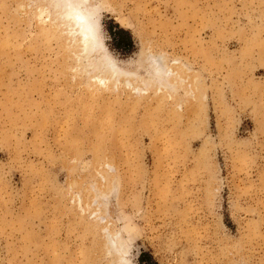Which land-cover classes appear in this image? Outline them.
Returning a JSON list of instances; mask_svg holds the SVG:
<instances>
[{
	"label": "rangeland",
	"instance_id": "374dc122",
	"mask_svg": "<svg viewBox=\"0 0 264 264\" xmlns=\"http://www.w3.org/2000/svg\"><path fill=\"white\" fill-rule=\"evenodd\" d=\"M41 1L0 0V264H264V0H90L101 86Z\"/></svg>",
	"mask_w": 264,
	"mask_h": 264
},
{
	"label": "bare ground",
	"instance_id": "6f19581e",
	"mask_svg": "<svg viewBox=\"0 0 264 264\" xmlns=\"http://www.w3.org/2000/svg\"><path fill=\"white\" fill-rule=\"evenodd\" d=\"M41 2L43 3L38 6V15L42 17L44 14V16L48 17L46 19H48L49 22L54 21L55 24L61 27L68 42H72L74 44V48H76L75 55L78 60L85 59L88 62H93L92 65H94L93 68L96 72L92 74L91 78H93L92 80H94L95 85H106L108 82L116 84L123 80L121 79L120 81L122 75L125 77V84H133L130 80L132 73L124 71L121 75L112 58L107 56L104 52H101L103 45L99 34L100 24H98L99 21H97L98 17L96 18V8L93 4H91L90 0H42ZM50 10L52 12H50ZM101 55H104L106 59H98ZM163 73L164 69L161 66L156 67L155 77L153 76V78L161 79L163 77ZM114 236L117 237V234H112L109 237V243L107 244L110 248L111 246L114 248V244H112ZM118 245L121 244L118 242ZM120 250L123 249L120 247ZM122 252L123 253L118 254L120 255L119 259L123 262V255L126 253L125 249Z\"/></svg>",
	"mask_w": 264,
	"mask_h": 264
},
{
	"label": "trees",
	"instance_id": "16d2710c",
	"mask_svg": "<svg viewBox=\"0 0 264 264\" xmlns=\"http://www.w3.org/2000/svg\"><path fill=\"white\" fill-rule=\"evenodd\" d=\"M145 257L149 258V261H147V263H143ZM139 260H140L141 264H154L152 259H151V256L145 252L140 253Z\"/></svg>",
	"mask_w": 264,
	"mask_h": 264
}]
</instances>
